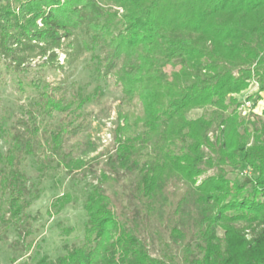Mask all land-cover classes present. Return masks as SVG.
<instances>
[{"label":"trees","instance_id":"1","mask_svg":"<svg viewBox=\"0 0 264 264\" xmlns=\"http://www.w3.org/2000/svg\"><path fill=\"white\" fill-rule=\"evenodd\" d=\"M65 43L74 56L98 52L99 74L121 91L117 146L104 154L107 171L136 173L139 206L162 196L173 180L192 188L193 228L169 229L182 243L183 264H264V122L248 145L237 132L234 98L253 79L264 92V0H0V60L20 69L39 57L46 65ZM64 101L42 93L34 111L42 118L73 115L69 124L42 132L31 118L11 134L0 168L1 224L26 218L36 198H28L20 168L27 157H36L41 176L53 163L68 172L83 168L65 146L83 129L77 112L91 97L77 93ZM193 110L203 114L187 119ZM240 166L257 174L251 193L227 178V168ZM108 179L103 171L85 198L82 240L37 264H178L153 258L139 222L118 217L102 187ZM72 201L62 194L49 211Z\"/></svg>","mask_w":264,"mask_h":264},{"label":"rangeland","instance_id":"2","mask_svg":"<svg viewBox=\"0 0 264 264\" xmlns=\"http://www.w3.org/2000/svg\"><path fill=\"white\" fill-rule=\"evenodd\" d=\"M66 46L65 43L58 50L56 61L46 65L43 64L45 58L39 57L29 60L20 69L0 60V168L9 148L10 136L21 121L36 118L42 125V132L71 121L70 116L73 115L70 114L38 116L33 104L40 99V94L46 93L57 100L64 97V103L77 93L91 97V101L77 112L83 118L79 121L84 124L83 129L77 138L69 139L65 146L66 153L83 160V168L68 172L63 166L53 163L41 176L37 171L36 157H27L21 163L28 198L35 194L36 198L26 210V218L8 225L0 223V264H37L42 258L54 261L77 245L83 238L86 222L83 203L100 181L103 171H106L109 179L102 187L111 197L116 214L122 220L134 219L139 222V233L148 243L149 254L153 258L183 264L182 243L171 237L169 229L174 226L178 229L187 226L193 228L195 211L192 188L173 180L162 196L148 206H139L134 198L136 173L107 171L104 154L106 151L113 154L117 146L115 130L119 122L121 91L113 79H104L99 74L101 65L96 57L98 52L74 56ZM65 51L72 60L66 65ZM172 70L170 66L165 69L168 74ZM234 98L239 103L236 108L238 135L251 145L254 129L264 122V92L259 91L253 79L250 86ZM70 110L73 112L74 108ZM202 114V110H193L186 117L196 119ZM79 122L74 123L73 127ZM214 134L216 136L217 131ZM209 136L212 137V133ZM89 148H95V151L87 156L82 155L81 152ZM214 171L208 170L206 176ZM226 172L232 183L243 186L246 193H251L253 180L257 177L255 172L245 166L232 170L227 168ZM204 177L200 176L197 184ZM62 194H69L73 201L58 213L49 211L52 200ZM68 229L72 231L66 234ZM217 234L222 237L220 229H217ZM194 244L195 241L191 249L199 256Z\"/></svg>","mask_w":264,"mask_h":264}]
</instances>
